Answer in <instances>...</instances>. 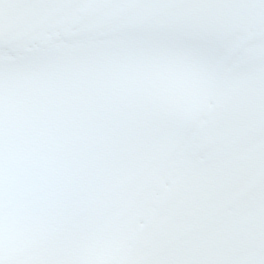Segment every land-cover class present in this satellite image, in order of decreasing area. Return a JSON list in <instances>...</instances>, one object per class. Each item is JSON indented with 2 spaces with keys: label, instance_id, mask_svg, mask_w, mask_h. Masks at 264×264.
Wrapping results in <instances>:
<instances>
[{
  "label": "snow or ice",
  "instance_id": "1",
  "mask_svg": "<svg viewBox=\"0 0 264 264\" xmlns=\"http://www.w3.org/2000/svg\"><path fill=\"white\" fill-rule=\"evenodd\" d=\"M0 264H264V0H0Z\"/></svg>",
  "mask_w": 264,
  "mask_h": 264
}]
</instances>
